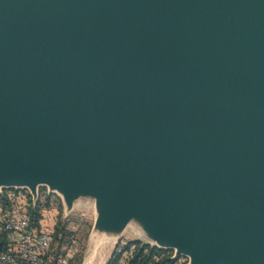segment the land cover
I'll list each match as a JSON object with an SVG mask.
<instances>
[{
  "label": "water",
  "instance_id": "obj_1",
  "mask_svg": "<svg viewBox=\"0 0 264 264\" xmlns=\"http://www.w3.org/2000/svg\"><path fill=\"white\" fill-rule=\"evenodd\" d=\"M1 177L264 264V0H0Z\"/></svg>",
  "mask_w": 264,
  "mask_h": 264
},
{
  "label": "rangeland",
  "instance_id": "obj_2",
  "mask_svg": "<svg viewBox=\"0 0 264 264\" xmlns=\"http://www.w3.org/2000/svg\"><path fill=\"white\" fill-rule=\"evenodd\" d=\"M46 182L48 185L45 183L40 184L36 192L28 186L17 185L7 188L1 187L0 191L12 190L13 192V190H18L26 192L34 205L37 204L41 195L52 194L50 206L44 209V213L51 217L50 213L52 212L56 223L65 229L67 234L66 237L62 238L60 253L66 254L68 250H71L69 252L71 258L73 257L71 264H85L87 259L91 257H93L91 264H108L121 241L138 240L152 245L143 233H146L152 227L153 222L144 216L136 215L122 229L110 226L111 221H108L100 211L101 199L97 193L96 183L84 189L83 193L76 196L72 202H68L62 191L51 189L50 187L54 188V186L50 181ZM0 211H3L1 206ZM105 221L108 228L107 230H101L100 225H104ZM167 250L172 251L170 253L172 256L177 251L176 249ZM74 252L76 253L73 256ZM180 257H182L181 261L186 259V264H190L189 257Z\"/></svg>",
  "mask_w": 264,
  "mask_h": 264
},
{
  "label": "built area",
  "instance_id": "obj_3",
  "mask_svg": "<svg viewBox=\"0 0 264 264\" xmlns=\"http://www.w3.org/2000/svg\"><path fill=\"white\" fill-rule=\"evenodd\" d=\"M50 221L47 219L40 225L34 224L24 209L0 211V231L7 236V248L0 255V264H71V250L58 254L53 249ZM115 250L121 255L120 264H138L133 262L137 257L136 244L120 242ZM143 252L147 254L148 249H143ZM163 257L154 255L157 262L147 264H168L162 260Z\"/></svg>",
  "mask_w": 264,
  "mask_h": 264
},
{
  "label": "trees",
  "instance_id": "obj_4",
  "mask_svg": "<svg viewBox=\"0 0 264 264\" xmlns=\"http://www.w3.org/2000/svg\"><path fill=\"white\" fill-rule=\"evenodd\" d=\"M51 197L52 194H43L41 195L37 204L34 205L31 198H29L26 192L18 190H13L12 192V190H5L0 193V206L4 211L7 209L22 211V209H24L25 213H27L29 217H31L34 224L37 225H40L44 220H51L49 223L52 224L53 228V249H55V253L59 254L62 238L66 237L67 233L65 229H63L62 227H60V225H58V223H56V219L52 216V212L50 213L51 217L49 215H45L44 213V209L50 206ZM121 242H125L127 245H137V257L133 260V262H137L138 264L156 263L157 261L154 259V255L164 256L162 260H164L168 264H186V259L181 261L182 257L180 256L176 259H172V254H170L172 253V251L170 250L152 246L147 243H142L138 240H127ZM6 248L7 236L5 233L0 231V255L5 251ZM143 249H148V253L144 254ZM75 253L76 252L73 253V256ZM72 259L73 257L71 258V261ZM120 259L121 255L117 253V250H115L108 264H120Z\"/></svg>",
  "mask_w": 264,
  "mask_h": 264
},
{
  "label": "bare ground",
  "instance_id": "obj_5",
  "mask_svg": "<svg viewBox=\"0 0 264 264\" xmlns=\"http://www.w3.org/2000/svg\"><path fill=\"white\" fill-rule=\"evenodd\" d=\"M45 181H48V180H45ZM80 184H82V182H79V185ZM10 185H17V186L26 185V186H28L29 184L28 183H25V182H15V183H11V182L6 181L3 177L0 178V188L1 187H6V186H10ZM92 258L93 257H91V258L88 259L87 264H90L92 262Z\"/></svg>",
  "mask_w": 264,
  "mask_h": 264
},
{
  "label": "crops",
  "instance_id": "obj_6",
  "mask_svg": "<svg viewBox=\"0 0 264 264\" xmlns=\"http://www.w3.org/2000/svg\"><path fill=\"white\" fill-rule=\"evenodd\" d=\"M87 261H88V259H87ZM87 261L85 262V264H87ZM91 264V263H90ZM201 264H208V262L206 261V260H203L202 262H201ZM224 264H229V262H225Z\"/></svg>",
  "mask_w": 264,
  "mask_h": 264
}]
</instances>
